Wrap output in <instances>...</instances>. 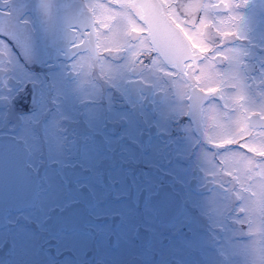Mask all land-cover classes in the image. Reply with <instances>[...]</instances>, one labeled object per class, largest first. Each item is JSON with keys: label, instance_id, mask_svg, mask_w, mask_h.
I'll return each instance as SVG.
<instances>
[{"label": "snow or ice", "instance_id": "snow-or-ice-1", "mask_svg": "<svg viewBox=\"0 0 264 264\" xmlns=\"http://www.w3.org/2000/svg\"><path fill=\"white\" fill-rule=\"evenodd\" d=\"M97 8L107 12L106 19L97 18ZM221 8L236 21L235 31L221 29L218 25L223 21L216 22L215 16L211 17L210 26V12ZM0 9V75L5 77L0 79V85L12 81L7 94L0 88V140L5 132L8 135L7 142L0 146L16 166L30 170L27 172L31 178L29 187L39 188L51 180L49 170L53 164L58 166L57 175L71 166L68 132L73 125L88 126L86 118L78 120L63 110L69 92L92 98L97 105V119L103 118L104 105L108 112L115 106L117 93L113 89L117 85L114 78H103L105 65L121 80L125 71L139 77L144 85L137 94L139 101L148 93L156 95V88L168 86V93L155 102L161 133L175 143H186L197 161L208 160L209 153L220 161H227L230 154L243 148L264 157V145L256 148L247 142L240 143L246 129L231 131L224 126L222 142L211 148H208L210 141L197 136L198 113L204 110L205 104H219L227 109V103L222 102L230 99L231 93L226 89L241 88L245 95L240 99H246L247 106L241 103L240 109L248 112L258 108L259 113L254 114L264 118V0H238L232 4L111 0L109 5L77 3V0H0ZM89 28L91 31L85 30ZM205 28L207 32L202 31ZM237 40L246 43L237 45ZM225 48L236 55L225 57ZM209 53L212 58L227 62L205 77L202 68L199 72L195 68L200 63L207 64ZM85 54L91 60L92 70L88 72L82 63ZM97 63L101 65L99 71L95 70ZM177 77L185 80L191 93L173 89ZM120 97L132 99L130 90L123 89ZM25 99L30 104L28 113L18 108ZM139 110L143 111L142 104ZM228 122L231 123L230 117ZM130 123V119L112 121L113 127ZM104 124L107 126L108 121L104 120ZM76 135L79 133L74 132L73 141ZM126 138L127 135L121 137ZM232 145L237 148L233 149ZM243 159L249 165L254 163L249 157ZM129 162L135 164L137 159L133 157ZM144 163L151 165V161ZM255 166L264 169V163ZM236 180L239 182L238 177ZM224 183L233 185L231 180ZM200 186L204 192L201 199L193 202L195 207L182 202L191 214L183 223L198 224L203 234V243L197 249L198 255L203 252L200 264H264V182L259 186V193L251 192V195L243 194L250 191L243 185L238 195L233 194L232 187L225 189L224 184L209 186L203 175ZM61 192L57 188L47 200L40 201L39 215L29 213L9 218L8 223L13 227L0 231V253L15 248L16 233L35 236L63 231L70 234L74 215L69 209L80 201L63 199ZM217 192L219 196L214 195ZM141 195L144 198L142 219L138 216L139 200L127 213H96L93 209L94 217H119L122 222L131 219L135 221L132 228L135 235L141 231L155 234V223L164 210L160 202L154 203L160 191L145 189ZM165 223L171 229L176 228L174 216L168 217ZM68 252L71 254V250Z\"/></svg>", "mask_w": 264, "mask_h": 264}, {"label": "flooded vegetation", "instance_id": "flooded-vegetation-1", "mask_svg": "<svg viewBox=\"0 0 264 264\" xmlns=\"http://www.w3.org/2000/svg\"><path fill=\"white\" fill-rule=\"evenodd\" d=\"M180 2L232 4L238 0H180ZM77 3L109 5L111 0H77ZM226 11L223 8L212 10L210 26L213 23L211 17L215 16L216 22L223 21L218 25L221 29L235 31L236 21L231 20ZM95 12L98 19L107 18L104 9L97 8ZM88 14L91 15V12ZM196 15L199 17L200 12ZM85 30L91 31L90 28ZM207 30L205 28L202 31ZM244 43L246 41H236L237 45ZM100 54H103L102 49ZM208 55L210 59L207 64L200 63L195 68L196 72L202 68L205 77L212 75L219 65L227 62L212 58L210 53ZM223 55L234 57L236 53L225 48ZM82 63L86 72L92 70L89 68L91 60L87 54ZM100 68L101 65L97 63L95 70L99 71ZM103 78L115 79L117 85V88L113 89L117 93L115 106L108 112L107 105H104L103 118L97 119V105L93 103L92 98L80 97L71 92L67 94L63 110L78 120L83 121L86 118L89 123L87 127L84 123L72 126L68 132L71 142V166L57 175L58 166L53 164L49 170L51 180L45 181L42 187L37 188L35 185L29 187L31 178L27 172L30 170L16 166L0 146V231H7L13 227L8 223L9 218L29 213L39 215L40 201L47 200L57 188L62 190L63 199L80 201L74 208L69 209L74 215V227L70 234L66 235L63 231L38 233L35 236L16 233L18 242L15 248L0 253V261L3 264H200V255H203V252L198 255L197 249L203 243V234L198 224L183 223L185 218H191V214L182 203L186 201L195 207L193 202L202 198L201 193L204 189L200 186V177L203 175L209 186L224 184L225 189L232 187L234 195L242 192L241 185L250 189L249 192L243 193L244 195H251V192L259 193L261 179L264 181V169L255 165L264 163V157L243 148L235 154H230L227 161H220L209 153L208 160L200 162L186 143H175L161 133L158 105L155 102L168 93L167 85L156 88V95L148 93L143 101H139L137 94L144 85L135 74L125 71L121 80L115 77L109 66L105 65ZM0 79L5 77L0 75ZM145 83L150 84L151 81ZM10 87L11 80H7L6 85H0L5 94ZM107 87L108 85H105V88ZM123 89L130 90L132 99H121L120 92ZM173 89L181 93H191L185 80L179 77ZM225 91L231 93V98L222 102L227 103V109H223L219 104L213 106L205 104L204 110L198 113L197 136L206 142L210 141L208 148H211L214 144L222 142L223 128L226 126L231 131L246 129L244 137L240 140L241 144L247 142L256 148L264 145V118L254 114L259 113V109L248 112L240 109L241 103L247 106V100L240 99L245 95L241 88ZM140 104L143 105V111L139 110ZM18 108L28 113L30 111L28 100H22ZM133 108H136V111H133ZM229 117L231 123L228 122ZM117 118L130 119L131 123L113 127L112 121ZM104 120L108 121L107 126ZM74 132L79 135H76L73 141ZM124 135L128 138L121 139ZM7 139L8 135L5 132L0 145L6 143ZM133 140L136 142H131ZM230 147L237 148L236 145ZM245 156L251 158L254 163L249 165L243 159ZM133 157L137 159L135 164L129 162ZM144 161H151V165H146ZM229 172L231 176L228 175ZM237 177L239 182L236 180ZM229 180L233 185L224 183ZM83 185L87 187L82 188ZM145 189H158L160 196L154 203L158 201L164 206L159 221L155 223L157 229L155 234L150 235L141 231L138 236L135 235L132 230L135 221L131 219L125 222L120 221L119 217L95 219L93 209L96 213H127L137 200L138 216L142 219L144 198L141 193ZM214 195L219 196L220 193ZM97 205L99 207H96ZM172 216L175 217V229H171L165 223L166 219ZM185 244L187 247H183ZM178 245L181 246L180 249ZM68 250H71V254Z\"/></svg>", "mask_w": 264, "mask_h": 264}, {"label": "rangeland", "instance_id": "rangeland-1", "mask_svg": "<svg viewBox=\"0 0 264 264\" xmlns=\"http://www.w3.org/2000/svg\"><path fill=\"white\" fill-rule=\"evenodd\" d=\"M261 182H264V181L261 179Z\"/></svg>", "mask_w": 264, "mask_h": 264}]
</instances>
